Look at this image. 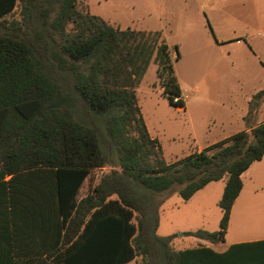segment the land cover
Instances as JSON below:
<instances>
[{
    "label": "trees",
    "instance_id": "1",
    "mask_svg": "<svg viewBox=\"0 0 264 264\" xmlns=\"http://www.w3.org/2000/svg\"><path fill=\"white\" fill-rule=\"evenodd\" d=\"M152 62L170 105L185 107L160 32L117 29L81 12L78 0H1L0 188L10 177L16 208L33 221L52 218L47 229L63 238V264H81L89 248L107 264H203L202 251L219 257L206 248L176 250L175 235L158 236L160 197L189 201L226 181L220 230L189 233L222 242L242 175L264 158L261 124L168 163L136 95ZM262 102L264 90L253 103ZM106 167L80 198L85 181ZM231 248H247L240 264H264V242Z\"/></svg>",
    "mask_w": 264,
    "mask_h": 264
},
{
    "label": "rangeland",
    "instance_id": "2",
    "mask_svg": "<svg viewBox=\"0 0 264 264\" xmlns=\"http://www.w3.org/2000/svg\"><path fill=\"white\" fill-rule=\"evenodd\" d=\"M211 1L78 0L81 12L99 16L117 29L162 34V39L170 49L175 74L186 101V110L171 106L163 95L157 75L158 65L154 62L136 88V95L147 125L151 133L160 140L164 159L168 163L196 153V147L204 144L200 135L202 104L209 105V112L212 111L211 106L216 104L208 95L207 98L206 95L202 98L206 88L220 91L221 98L226 99L243 81H249L251 89L261 87L259 62L245 58L235 60L236 65L233 67L230 58L234 56L235 59H240L241 47L217 45L219 41L242 37V0H214V4L209 6ZM176 47L180 54L179 60H176ZM229 48L232 50L231 57ZM196 134L201 139L198 140ZM110 170L111 167L95 170L85 181L87 183L82 187L80 197H84L88 188L91 193L95 182L99 183L101 177ZM224 188L225 181L214 182L190 201H184L178 193L160 197L163 202L159 208L158 236L175 235L172 246L179 251L196 247L198 239L190 236V232L219 230L222 214L219 202ZM248 195L243 192L241 200ZM249 196L264 198V190ZM258 211L259 208L256 212ZM262 223L257 218L246 226L255 229Z\"/></svg>",
    "mask_w": 264,
    "mask_h": 264
},
{
    "label": "crops",
    "instance_id": "3",
    "mask_svg": "<svg viewBox=\"0 0 264 264\" xmlns=\"http://www.w3.org/2000/svg\"><path fill=\"white\" fill-rule=\"evenodd\" d=\"M214 2L212 0L208 5H212ZM242 5V37L235 36L231 39L219 41L217 45L241 47L242 57L240 59L238 57L235 59L234 56L230 58L233 67L236 65L235 60H245V58L255 63L259 62V75L262 78L261 87L259 89H251L249 81H245V83L247 82L246 84L243 81L242 85L234 89V92L229 93L226 99L221 98L220 91H213L211 88L205 89L202 98L204 95L207 98L208 95L216 101V104L211 106V112L207 110L208 104H202L203 118L200 120L202 122V133L200 135L204 144H199L196 147V153L237 133L250 132L257 126L264 124V102L260 104L253 103L254 96L264 90V0H242ZM229 56H232L231 48H229ZM178 109L184 111L186 110V105ZM147 128L151 137L157 139L161 145L160 140L151 133L148 125ZM196 136L198 140L201 139L197 134ZM263 172L264 158L254 163L242 175L243 189L232 207L229 227L224 241L211 243L198 239L197 246L193 249L206 248L219 255V257H215L206 251L200 252V259L203 264H240L246 257L244 253L247 248L232 249V246L264 242V198L249 196L264 190ZM3 183L4 185L0 188V264H63L59 260L60 253L65 248L63 247V238L60 241L56 230L47 229L48 223L51 225L50 223L53 221L52 218H42L40 216L35 218L34 221L31 220L24 212V206L18 204L16 208L12 204L10 177H6ZM86 183L82 187H85ZM97 183L96 181L94 188ZM243 192H247L249 195L241 200ZM89 193L90 188L86 189L84 197ZM256 205L259 208L258 212H256L258 209ZM222 217L223 212L219 219V230ZM241 218L242 220H240ZM257 218L263 222L257 228L251 229L246 226L248 222ZM99 243L100 241L98 240L97 248L100 246ZM96 251L98 250L89 248L84 254L85 260L81 264H107L104 260L105 256L98 252L95 253ZM71 264H80V262Z\"/></svg>",
    "mask_w": 264,
    "mask_h": 264
}]
</instances>
